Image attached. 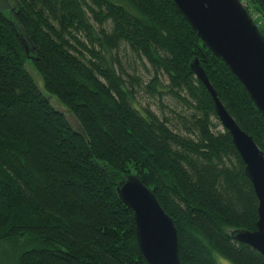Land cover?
<instances>
[{
	"label": "trees",
	"instance_id": "16d2710c",
	"mask_svg": "<svg viewBox=\"0 0 264 264\" xmlns=\"http://www.w3.org/2000/svg\"><path fill=\"white\" fill-rule=\"evenodd\" d=\"M1 1L0 264H150L134 212L117 191L128 174L173 218L183 264H220L216 252L233 264H264L232 234L257 229L259 200L230 132L214 130V100L192 61L199 58L219 99L263 151L264 116L176 6ZM242 1L264 34V0ZM122 45L151 65L152 94L162 97L164 87L183 104L174 113L184 132L135 105L137 77L106 55ZM29 59L80 128L39 88Z\"/></svg>",
	"mask_w": 264,
	"mask_h": 264
},
{
	"label": "water",
	"instance_id": "95a60500",
	"mask_svg": "<svg viewBox=\"0 0 264 264\" xmlns=\"http://www.w3.org/2000/svg\"><path fill=\"white\" fill-rule=\"evenodd\" d=\"M170 1L199 38L239 78L264 116V34L243 1ZM191 68L211 93L216 114L230 132L259 200L257 229H237L232 234L264 255V151L219 99L199 58L192 61ZM117 191L134 212L136 236L146 261L183 264L179 257L177 227L155 193L136 174L124 177Z\"/></svg>",
	"mask_w": 264,
	"mask_h": 264
},
{
	"label": "rangeland",
	"instance_id": "374dc122",
	"mask_svg": "<svg viewBox=\"0 0 264 264\" xmlns=\"http://www.w3.org/2000/svg\"><path fill=\"white\" fill-rule=\"evenodd\" d=\"M1 1V0H0ZM2 2V1H1ZM80 37L88 43L90 46V42L82 33ZM87 53V52H85ZM106 55L109 61L114 62L116 68L119 70L118 62H121L122 67L127 74H130L134 77H137L133 81L134 87V103L138 108H149L154 111L157 115L161 118L167 117L170 121L172 126H179L178 125V118L176 113L183 112V104L178 101L176 97H174L167 88L160 87L163 90L162 97L159 95H154L151 93L148 84L153 76V71L151 65L146 60H141L131 49L126 45H122L119 49L113 50V53L106 52ZM27 68L32 76L37 81L39 88L42 92L48 96L49 101L60 111L64 113L67 119L73 124L74 127L80 128L79 122L76 117L73 115L72 112L68 110V108L60 102V100L50 92H48L44 86V81L35 67L34 63L29 59L26 62ZM125 77L130 79L129 76ZM166 77L162 75V81H166ZM176 112V113H174ZM213 122L218 124V126L214 127V130H221L224 127L222 126L221 122L218 118H213ZM180 127V126H179ZM181 131L184 128L180 127ZM184 132V131H183ZM217 259L220 264H233L227 258L222 256L220 253L216 252Z\"/></svg>",
	"mask_w": 264,
	"mask_h": 264
}]
</instances>
